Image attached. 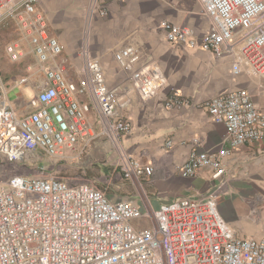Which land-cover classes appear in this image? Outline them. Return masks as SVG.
<instances>
[{"label":"built area","instance_id":"2783aa9c","mask_svg":"<svg viewBox=\"0 0 264 264\" xmlns=\"http://www.w3.org/2000/svg\"><path fill=\"white\" fill-rule=\"evenodd\" d=\"M39 1L0 0V25L12 21L20 35V41L6 47L10 60H22L20 42L26 41L37 71L44 75L31 101L33 111L24 117L5 98L0 75V155L22 163L41 152L57 166L72 158L69 153L82 138L90 143L105 136L119 149L122 177L141 186L155 169L121 150L131 124L120 112V96L109 88L99 60L87 48L82 52L84 77L76 83L65 76L59 63L63 46L50 34ZM199 1L213 22L212 31L198 36L188 26L164 22L166 39L217 56L237 55L234 75L246 67L264 79V0ZM99 8L105 16L106 9L93 0L92 11ZM115 59L145 99L158 90L156 74L135 69L141 60L138 48L124 46ZM27 81L25 77L21 84ZM85 96L91 103L82 100ZM92 105L101 119L100 132L90 121ZM193 105L192 99L174 92L165 107ZM205 107L215 123L226 127V147L217 152L193 150L178 171L189 178L207 169L220 180L226 174L224 160L234 149L264 143V111L242 90L215 97ZM36 169L37 174H14L0 182V264H264V240L238 237L222 217L215 194L143 209L131 198L111 199L96 181H76L45 166Z\"/></svg>","mask_w":264,"mask_h":264},{"label":"crops","instance_id":"0c3cea01","mask_svg":"<svg viewBox=\"0 0 264 264\" xmlns=\"http://www.w3.org/2000/svg\"><path fill=\"white\" fill-rule=\"evenodd\" d=\"M92 1L40 0L39 7L48 20L50 34L63 46L59 63L65 76L76 83L84 77L82 52L87 48L91 57L99 60L109 88L120 96L124 105L120 112L131 124V131L120 142L121 150L155 169L141 186L128 181L132 189L127 198L143 209L149 206L156 210L179 199L203 200L215 194L222 217L238 237L264 240V143L234 149L224 160L226 174L220 180H214L207 169L189 178L178 171L193 150L217 152L226 147V127L212 120L206 103L242 90L264 111V79L246 67L243 73L234 75L237 55L217 56L166 39L164 22L188 26L198 36L212 31L213 22L199 0H99L107 11L105 16L100 8L92 11ZM237 40L238 33L233 38ZM127 45L140 50L141 60L135 69L159 78V88L149 98L141 95L138 84L115 59V53ZM25 77L27 83L21 84ZM43 81L44 75L35 64L33 71L26 72L19 81L4 82L5 98L20 117L33 111L31 101L38 92L36 85ZM174 92L192 99L194 105L166 109V101ZM82 100L91 103L88 96ZM89 117L94 130L100 132L102 123L94 105ZM169 142L172 144L168 145ZM107 145L114 146L105 136L90 143L82 138L77 150L69 154L75 160L92 149L100 155V149ZM40 154L30 157L33 167L45 165ZM16 165L0 155V182L14 174L21 175L20 166ZM47 168L54 171L57 166L51 164Z\"/></svg>","mask_w":264,"mask_h":264},{"label":"rangeland","instance_id":"374dc122","mask_svg":"<svg viewBox=\"0 0 264 264\" xmlns=\"http://www.w3.org/2000/svg\"><path fill=\"white\" fill-rule=\"evenodd\" d=\"M53 31L55 29L53 28ZM59 33V29L57 28ZM20 41V35L16 24L12 21L5 22L0 25V75L3 81L8 83H15L28 73V67H34L36 60L31 53V47L26 41H21L24 57L19 62H12L6 52V47L13 42ZM12 97V95H11ZM93 150V149H92ZM84 156L75 160L71 159L67 162L57 164L54 170L60 172L61 175L76 179V181L93 180L101 188H106L110 196L116 198L126 199L128 192L132 187L126 181L117 168L119 161V152L115 146L107 145L105 148L100 149L101 154L94 150ZM40 160L43 162L42 166L49 167L55 165L56 162L48 158L44 153L40 154ZM16 166H20L21 175L37 174L36 167L32 159L25 162H17ZM49 170V169H48ZM52 171V170H51Z\"/></svg>","mask_w":264,"mask_h":264}]
</instances>
